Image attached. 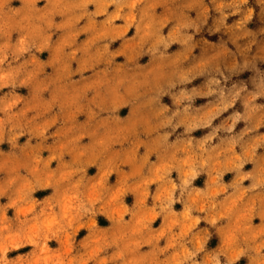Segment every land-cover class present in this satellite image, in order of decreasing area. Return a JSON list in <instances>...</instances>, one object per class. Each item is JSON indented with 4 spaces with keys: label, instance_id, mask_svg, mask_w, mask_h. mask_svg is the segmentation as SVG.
<instances>
[{
    "label": "clouds",
    "instance_id": "1",
    "mask_svg": "<svg viewBox=\"0 0 264 264\" xmlns=\"http://www.w3.org/2000/svg\"><path fill=\"white\" fill-rule=\"evenodd\" d=\"M0 264H264V0H0Z\"/></svg>",
    "mask_w": 264,
    "mask_h": 264
},
{
    "label": "crops",
    "instance_id": "2",
    "mask_svg": "<svg viewBox=\"0 0 264 264\" xmlns=\"http://www.w3.org/2000/svg\"><path fill=\"white\" fill-rule=\"evenodd\" d=\"M201 133H196V135H200ZM198 184L202 183V181H198Z\"/></svg>",
    "mask_w": 264,
    "mask_h": 264
}]
</instances>
